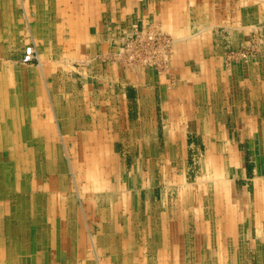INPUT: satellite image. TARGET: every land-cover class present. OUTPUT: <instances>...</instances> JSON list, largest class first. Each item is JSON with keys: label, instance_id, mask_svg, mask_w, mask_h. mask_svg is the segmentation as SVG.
Instances as JSON below:
<instances>
[{"label": "crops", "instance_id": "obj_1", "mask_svg": "<svg viewBox=\"0 0 264 264\" xmlns=\"http://www.w3.org/2000/svg\"><path fill=\"white\" fill-rule=\"evenodd\" d=\"M53 3L61 8L56 12L57 20L67 22L61 33L63 46L67 48L61 52L71 59L62 67L65 71L60 83L54 81L53 85V108L60 120V132L76 135L74 143L85 144L80 148L90 145L95 154L90 160L85 157L86 160L97 158L96 162L102 166L99 179L94 178L97 184L112 173V167L110 154L100 159L96 153L116 149L140 152L133 155L130 163L132 189L117 193L119 206L127 214L119 215L117 220L123 234L117 235L119 227L115 221L111 227L98 225L97 234L92 237L95 246H104L112 260L125 253L136 261L147 260V255H159L162 264L177 255L181 259L189 255V261L201 264H264V162L256 157L247 161L240 152L244 143L251 157L253 150L264 154V0H53ZM72 6L77 9L72 11ZM71 16L75 19L69 21ZM135 21L154 23L176 38L170 59L171 75L159 76L149 70L141 75L111 59ZM259 26L263 44L257 43V56L253 60L240 59L232 67L231 75L223 76L226 54L220 37L228 34L232 49L248 46V32ZM244 28L249 30L241 31ZM201 68L207 70L204 79L198 75ZM241 70H248L249 74ZM170 87L174 88V96L168 112ZM64 108L71 111L59 113ZM233 119H238L237 135L228 126ZM191 147L205 149L206 157H214V164L225 169L224 174L229 177L231 203L229 206L224 201L227 211L222 208L220 222L215 223L212 215V220L207 216L206 222L198 226L194 215L183 212L179 202L170 201L198 195L178 188L186 176ZM214 164L210 166L215 168ZM46 173L57 192H68V185L67 189L55 186L62 179L50 175L49 169ZM85 175L91 178L90 172ZM157 176L164 188L158 191L150 188ZM30 177L33 182L34 175ZM138 182L141 186L137 188ZM55 189L50 192L51 204L47 208L31 210L29 224L14 228L15 235H19L14 236V242H23L26 231L31 233V238L24 242L31 246L32 263L40 246L56 249L58 245L52 234H43L42 228L51 229L54 224L68 229L72 225L74 229L82 227L72 201L68 206L65 195H59ZM95 195L105 209L107 195L102 191H96ZM216 196L221 201L227 199L225 192L216 191ZM174 204L177 206L173 207ZM22 229L24 232L20 233ZM74 229L68 245L71 264H78L82 255L87 256L89 245L83 241L86 238L78 240L80 228ZM7 237L6 234V240L0 239L3 246L12 245ZM87 264H93L92 260Z\"/></svg>", "mask_w": 264, "mask_h": 264}, {"label": "rangeland", "instance_id": "obj_2", "mask_svg": "<svg viewBox=\"0 0 264 264\" xmlns=\"http://www.w3.org/2000/svg\"><path fill=\"white\" fill-rule=\"evenodd\" d=\"M42 1L44 5H46L45 6L46 9L44 10L43 8V13L39 12L40 9L33 6V3H31L29 0H0V5H1L0 10L4 7V4H9L8 8H6L4 12L6 17L2 19L1 18L2 15L0 16V20H1L0 21V38H1L0 39V74L6 75L7 71L10 69L19 70L20 72H22V75H20L19 77H21L23 79V82H25L26 84L36 86L38 84L37 80H39L38 85L41 86L40 93L43 94L45 103L43 101L41 103L42 107L44 105V110L40 111L38 118H39V122L42 123L41 124L42 126L46 125V122H47V126H48V128L46 129V132L48 134L47 137L49 138L50 145L54 147L53 155H51L50 157H47L44 161H39V163L49 169L50 175H54L62 179L65 185H68V192L66 193L64 192L63 194L62 191H59L56 193H61L59 195L61 196L63 195V197L65 195V198L67 201L66 203H68V206L70 204V201H72L73 205L75 206L74 207L75 211H78L77 215L80 218L81 226H82V227L75 226V229L80 228L81 230V233L78 234V240L82 241L83 239L86 238L83 241H85V243L89 245V248L87 249V256L85 254L82 255V259L80 263L78 264H87L88 260H92L93 264H162L164 262L161 261L162 258L158 257L159 255L158 256L147 255L146 256L147 260L136 261V259L135 260L133 258L131 259V257L129 258L128 255L124 253L122 256L117 257V259L115 258L112 260V256L107 250H105L104 246L103 247L95 246L94 238L92 237H95V235L97 234L95 229L98 227V225L100 226L103 224L105 225V227H111L113 222L115 221V225L117 229L119 227L117 235H119V233L121 235L123 234L122 227L121 225H119L117 220H119V217H120L119 215L126 216L127 214H126V210L119 206L121 203H120V200L118 201L117 193L119 191L125 192L127 190L132 189V183L129 179L131 178V176L128 175L129 173L132 172V168H133L130 165V163L132 162L133 157L138 155L140 152L133 151V150L124 151V150L116 149L112 151L106 150V153L104 152L103 154H101V151H100V154L96 153V157L100 155L99 156L100 159H103L106 156L108 158V154H110L111 162L109 164L111 165L110 167H112V173H110V175L106 179H103L105 178V176L101 178V180L103 181L99 180L98 184L94 182V178L99 177V174L102 170V166H100L96 162L97 158L95 160L93 159L92 161L82 160L80 166H77L75 164L77 163V160H79L77 159L78 157H89V160L92 159L94 152L92 153V151H90L91 149L90 145L88 147L89 149L88 148L85 149V148H80V146H83L85 144L74 143V140L72 139L76 138V135H66V134L61 133L59 130L60 120L58 117H56L54 109H53V106H54L53 105V96H54L53 95V92H54L53 85L55 83L54 81H58L60 83V80L65 71L62 67L64 66L65 62H69L71 59L68 56V54H63V52H61V49L58 47L61 44L62 40L60 37L56 35V33L60 29L63 30L64 25H66L67 22L62 19L57 20L58 15L56 14V12L58 9H61V8L60 6H56L55 4L52 5L53 0H42ZM33 2H37V1L33 0ZM2 10H1V13H3ZM46 11L48 12V14L46 13ZM49 22H53V24ZM29 25L31 27L30 29L28 28ZM57 26L59 27L58 30H56ZM147 26L149 27L146 29L147 34H148V35L146 34L147 35L146 37H147V40L149 39L148 41H150L151 44L155 46L153 47L154 49H158L161 46L160 44L164 42V38L167 36L170 39L169 42H165V45L168 44V46H166L167 50L169 49V46H171V44L175 46V43H176L174 41V39L176 40L175 37L166 33L165 31H162L159 28V26L154 23H148ZM239 26L243 27V24H240ZM260 29L261 27L259 26L254 29H251L248 32L247 34V39L249 42L248 46L247 45H244L243 47L239 46L234 49H232V46H231L232 41L230 37L228 36V34H225V35L220 34L222 35L220 37V40H221L220 42L222 43L221 46H223L225 54H226V61H225L226 64L224 68L225 71H221L223 76L231 75L232 67L235 65H238V62L240 59L242 60L243 58V59L253 60L257 56L258 50L255 47L257 46L258 42H261V44H263L262 31ZM244 30L245 28L242 29L241 31H244ZM248 30L249 29L247 28L245 31H248ZM139 33L140 31L136 35L134 34L135 36L129 35L128 37H125L122 39H126V41H133V46L135 47V49H139L141 51L143 47H139L140 45L138 41ZM38 34H41L43 38L40 39ZM30 38H35L36 44H38L37 46H38V50L40 53V59H41L40 68H39V64L37 61H35V63L34 62L33 63L25 62L27 64L23 63L24 62L23 55H24L27 45L31 42ZM41 40L44 42L42 43ZM147 43L148 42L145 40V44ZM154 54H157V51L152 52L151 57H150V54H148L149 55L148 57L151 59L150 61H152L153 64H155L156 66H160V67L168 66V69L170 71V68H171L170 59L172 55L167 54L165 60L162 61L160 57L154 56ZM241 54L245 55V57L241 56ZM41 69H42L43 74L41 73ZM166 70L157 75L159 76L171 75L170 72H167ZM199 71L197 70V73L199 72L198 75L202 76L204 79L205 73L207 72V70L205 68L203 69L201 68ZM241 71L246 72V74L247 73L249 74L248 70L246 71L241 70ZM17 79H18L17 77L13 78V80L16 83L20 84L22 80L21 79L17 80ZM21 84H22V87L18 84L16 85V87H11V86L8 87L6 91L8 95L7 97L8 102H5V104L3 103V97L0 95V108L2 106L3 107L6 106L5 108H7L8 106L9 108L13 109L18 104V103H15L13 100L23 97V99L27 98V100L23 102V104L21 103L22 107L26 108V110H29V112L34 110L32 106V102L35 105H38V101L36 99L33 101H30L31 91L26 87L24 83L21 82ZM199 88L201 89L202 86L200 85ZM203 89L205 91V88ZM48 93L51 95L50 96L51 98L49 99L47 96ZM167 93H168L167 95L168 104L167 105H169L170 99L173 98L174 96V88L170 87L167 90ZM50 100H51V104H50ZM170 107L171 105L168 106V112H169ZM248 114H251V109H248ZM49 115L52 116V117L50 116L51 120L53 119L52 121L49 119L48 117ZM237 121L238 119H233V122L229 123L228 125V126H231L229 127L230 131L233 132L234 134L236 133V135H237V128H238ZM1 124L2 122L0 121V126ZM37 131H39V129H36V132ZM0 133H1L0 134V138H1L3 135L2 127L0 128ZM33 134L36 136L35 132ZM43 146L44 148L47 147L45 142ZM246 146L247 144H244V143L241 144L240 152L245 154L244 157L246 158L247 161H252V160L254 161L255 160L254 158L256 157L257 161H260V159H262V162H264V154L262 153V151L253 150L252 151L253 156L251 157L250 156L251 151L245 150ZM7 148L8 149L4 151L7 154L11 153L13 155L14 153L13 147L8 146ZM42 151L44 150L42 149ZM30 152L31 151H26L24 157L29 159L32 155L33 158H36L37 155L41 154V152L40 154H38L36 153V151H33L32 153ZM0 154H3V152H0ZM0 159H1L0 169H3L5 171V169L7 168L10 169L14 167L13 165L14 160H12L13 158L7 159L6 161L4 160V158L3 159L0 158ZM214 159H215L214 157H209V158L206 157L205 149L200 150V148L199 149H193L192 147L189 148L188 161L185 167L186 176L184 177L185 179L182 182V186L178 188L182 190L194 191V194L196 192L198 193V195L193 196V198H183L182 197V199L181 198L180 199H177V198L170 199L171 202L172 201L177 202V203L179 202L178 204L179 206L181 205V207L183 208L184 210L183 212L188 211L192 215H194L195 218L197 219V223H199L198 226L206 222L207 216L209 217L210 220H212V215H214L215 223L220 222L222 220V215L224 214L222 212L223 211L222 208L226 209L227 207L226 205H229L231 203L230 202L231 198L228 196L229 189H230V185L228 181L229 177L225 176L224 174L225 169L222 170L218 165L214 164L213 162ZM89 162H92V163H89ZM1 163L3 166L1 165ZM212 163L214 164L216 169L213 166H210L212 165ZM250 168L252 169L253 166L251 165ZM261 168H263V166H261ZM89 172L91 174L90 175L91 178H88L85 175L86 173H89ZM79 173H80V176H78ZM157 177H158V180L156 181V183H154L150 187L152 190H156V191L160 189H164L162 182L160 181V177L159 176ZM0 180H1L0 183H2V185L4 186L0 189V193L1 192L7 193V191L14 190L15 187H19V188H16V190L20 192L21 187L23 185V181H24V179L21 180L19 178L14 180V177L13 178L11 177L9 180H7L5 176L0 178ZM136 186L137 188L138 186L140 187L141 182H138ZM96 191H99V192L102 191L105 195H107V198L104 202L105 209L107 210H105L103 206H101V204L99 203L100 198L98 199L96 197L95 195ZM216 191H219V193L225 192L227 195V199L223 198L222 201L219 200V197L216 196ZM26 192L27 191H25L24 196H30L29 198L36 197L34 192L33 193L32 191H28L27 193ZM224 201L226 205L224 204ZM171 202H170V205L172 204ZM175 206H177V204L173 205V207ZM6 210H11L12 211L11 213H14L13 206L8 207L7 205ZM104 211H107L108 213L105 214ZM39 214L42 215V212H40ZM7 217L8 218L2 217V213L0 211V218L2 219L0 220V239L4 238L6 240L5 238L6 232H7L6 227L9 225L8 221L12 220V219L10 220L9 215H7ZM52 221L55 222V219H53ZM28 224H29V220H28ZM72 226H71L72 229H68L67 227L62 226L60 224H57V225L54 224L51 229L42 228L44 230L43 234L44 233L45 235L47 233L52 234V236L54 237L53 239L56 240V243H58V245L56 249H52V248L44 249L43 247L40 246L37 251V256L34 258L35 259L34 264H71V256H72L70 253L71 246L68 245V241L71 242L69 234L74 232L73 231L74 227ZM7 236H9L7 238L11 239L12 241L11 242L12 247L15 249L16 252H19L18 249H20V244L18 243H20V241L14 242V240H12L14 238L12 235L7 234ZM64 236L66 237L61 238ZM122 239L125 242V238L122 237ZM44 240L47 241V238H45ZM100 250H102V253L99 252ZM44 256L45 257L47 256L46 260L43 259ZM180 256L181 255L175 256L173 260L167 261V263L165 264H201V262L198 263V262L189 261V258H188L189 255L183 256V259H181ZM139 257H140V260H143L142 256H139Z\"/></svg>", "mask_w": 264, "mask_h": 264}, {"label": "bare ground", "instance_id": "obj_3", "mask_svg": "<svg viewBox=\"0 0 264 264\" xmlns=\"http://www.w3.org/2000/svg\"><path fill=\"white\" fill-rule=\"evenodd\" d=\"M29 1L31 3H33V6L40 9L39 12L43 13V8H44V10L46 9L45 8L46 5H44L42 0H35L37 2H33V0H29ZM21 3H23V2H21ZM52 5H54V3H52ZM8 6H9V4H4V7L2 8L3 10L1 9L3 13H1V10H0V16L2 15V17H1L2 19H4L6 17L4 12H5L6 8H8ZM51 7H53V6H51ZM68 7L69 6H67L66 8H68ZM80 7L82 9V6H80ZM0 8H1V5H0ZM48 8H50V7H48ZM75 8L77 9V7L72 6V11L76 10ZM8 11H10V10H8ZM63 12L65 13V11H63ZM46 13L48 14L47 11H46ZM74 19L75 18H73L71 16L69 18V21L70 20L72 21ZM49 23L53 24V22H49ZM7 25H8V23H7ZM69 25H70V23H69ZM147 25H148V23H144L141 21L140 22L135 21L131 24V27H129V29H127L128 32L126 34L124 33L125 35L123 36L124 38L128 37L129 35L133 36L134 34L136 35L140 31L138 41L140 44L139 47H143L141 49V51L139 49H135V47L133 46V41H126V39H122L117 50L115 49L116 50L115 55H112L110 57L114 62H122L125 67L129 68L131 71L132 70L138 71V74H141V75H144V72H146L148 70L155 72L156 74L162 73L166 69H167L166 71L169 72L168 66H166V67L161 66L160 67V66H156L155 64H153V62L150 61L151 59L148 57L149 56L148 54H150V57H151L152 56L151 53L154 51H157V54H154V56L160 57V59L162 61H164L167 54L172 55L173 44H171V46H169V49L167 50L166 46H168V44L165 45V42H169L170 39L168 38V36L165 38L163 37L164 42H162V44H160L161 46L159 48L157 47L158 49H154L153 47H155V46H153V44H151V42L148 41L149 39L147 40V37H146L148 35L146 29L149 27ZM28 28L29 29L31 28L30 25L28 26ZM58 29H59V27L57 26L56 30H58ZM12 30H13V28H12ZM62 32H63V30L60 29L57 32L58 34L56 33V35L58 37H60L61 40H63L62 36H61ZM155 34H157V33H155ZM38 36L40 39L43 38V36H41V34H38ZM150 36H151V34H150ZM145 40L148 42L147 44H145ZM30 41L31 42L27 45L25 52H26L27 48H29L31 50V52L34 53V57L36 58V61L38 62L39 68H40L41 59H40V53H39L38 46H37L38 44H36L35 38H30ZM43 42L44 41H42V43ZM63 43H64V41H62L61 44L58 46L61 49V51H64L67 48V47L63 46ZM25 62L26 61L24 60L23 63H25ZM25 64H27V63H25ZM41 73L43 74L42 69H41ZM20 75H22V72H20L19 70H12V69L8 70L6 75L0 74V95L3 97V103L4 104H5V102H8L7 101L8 95L6 92L8 87H10V86L16 87L17 84L22 87L21 82L24 83L26 85V87L31 91V94H30L31 100L30 101H33L35 99L38 101V105H35L32 102V106H33L34 110H32L30 112H29V110H26V108L22 107L23 102H25L27 100L26 97H25L26 99H23V97L18 98L19 100L14 99L13 101L15 103H18V104L13 109L9 108L8 106H7V108H5L6 106L5 107L2 106L0 108V121L2 122L0 128L2 127V130H3V135L0 138V152H3V154H0V158H2V159L4 158L5 161L7 159H10V158H13L12 160H14V164H13L14 167H12L10 169L7 168V169H5V171L3 169H0V178L5 176L7 178V180H9L11 177L12 178L14 177V180L19 178L21 180L24 179V181H25V182L23 181V185L21 187L20 192L16 190V188H19V187H15L14 190L7 191V193H5V192L0 193V211L2 213V217L8 218L7 215H9L10 220L12 219L11 221H8L9 225L6 227L7 228L6 234L12 235L13 237L15 236V238H19L18 234L15 235V230H14L15 226L26 227V224L28 223V220H29L28 217L31 215L30 214L31 210L37 211V210L41 209L42 207L47 208L51 204V199H49V201H48V197H49L48 193L51 194L50 192H52L55 189L54 188V181H52V179H50L49 176H46L47 175L46 172H48V168L44 167L42 164L39 163V161H44L47 157H50L51 155H53V148H54L50 145L49 138L47 137V135H48L46 132V129L48 128L47 122H46V125L42 126L41 125L42 123L39 122V118H38L40 111L44 110V105L42 107L41 103H42V101L45 103L44 96H43V94L40 93L41 86L38 85L39 80H37L38 84L36 83L37 84L36 86L26 84L25 82H23V79L21 77H19ZM14 77L15 78L17 77L18 78L17 80H19V79L22 80V81L20 80L21 81L20 84L16 83L13 80ZM47 96H48V99L51 98L50 97L51 95L49 93ZM8 100H9V98H8ZM17 100H18V102H17ZM50 104H51V100H50ZM63 111L69 112V111H71V109L64 108V109H61L59 113H61ZM51 115L48 116L50 120L52 117ZM55 115H56V113H55ZM36 129H39V131L36 132ZM34 132H35L36 136L33 134ZM44 142L46 143V146H47L46 148H44V146H43ZM8 146L13 147V149H14L13 155L11 153L7 154L4 151V150L8 149L7 148ZM42 149L44 151H42ZM26 151H31L30 153H32L33 151H36V153L40 154V152H41V154L37 155L36 158H33L31 155V157L28 159V158L24 157ZM77 159H79V160H77V164H79V165H81L82 160L87 161L85 157H78ZM1 165H2V163H1ZM42 169H44L43 172L39 171ZM30 175H34V179H33L34 181L33 182L31 181ZM20 184H22V183H20ZM42 186H43V188H42ZM55 186H62V187H65V189H67V185H65V183L63 181H59V182L56 181ZM2 187H4V186L2 185V183H0V189ZM36 190H38L37 194L35 193L36 197L29 198L30 196H24L25 191L28 192V191H36ZM39 190H42V191H39ZM55 191L57 192V190H55ZM8 192H9V194H8ZM41 197L43 198L42 200H40ZM7 205H8V207L13 206L14 213H11L12 212L11 210H6ZM35 214H37V213H35ZM0 220H2V219L0 218ZM13 223H14V225H13ZM19 232L23 233L24 229H22V231L19 230ZM30 236H31V233H28L26 231L25 236H24V238H25L24 241L31 238ZM24 241L19 243L20 244V249H18L19 252H16L15 249L12 247V245L3 246L2 243H0V264H34L31 262V260H29V254H31L30 253L31 246L27 245L26 242H24Z\"/></svg>", "mask_w": 264, "mask_h": 264}, {"label": "built area", "instance_id": "obj_4", "mask_svg": "<svg viewBox=\"0 0 264 264\" xmlns=\"http://www.w3.org/2000/svg\"><path fill=\"white\" fill-rule=\"evenodd\" d=\"M23 57L27 63H32L36 61V58L34 57V53H32L29 48H27L26 52H24Z\"/></svg>", "mask_w": 264, "mask_h": 264}]
</instances>
